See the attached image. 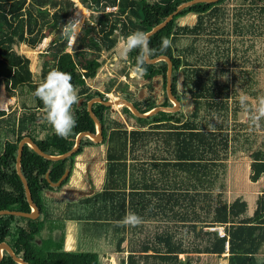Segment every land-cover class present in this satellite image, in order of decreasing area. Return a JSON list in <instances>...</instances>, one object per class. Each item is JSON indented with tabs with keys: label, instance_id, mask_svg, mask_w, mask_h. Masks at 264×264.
<instances>
[{
	"label": "trees",
	"instance_id": "obj_1",
	"mask_svg": "<svg viewBox=\"0 0 264 264\" xmlns=\"http://www.w3.org/2000/svg\"><path fill=\"white\" fill-rule=\"evenodd\" d=\"M84 1L96 12L92 17L95 26L85 25L71 54L66 52L69 39L61 33L72 20L71 0H0V107L5 102L3 85L9 98L22 102L20 115L9 114L0 125L1 133L6 130L8 136L0 153V211L32 212L17 172L19 143L25 137L44 153L61 156L75 147L80 133L96 134L88 104L96 98L109 101L105 95L114 86L102 92L91 85L103 66L99 61L101 53L113 51L121 35L126 37L136 30L151 32L179 7L194 0ZM107 7L117 10L105 12ZM190 14L197 16L194 25L179 23ZM246 22L254 32L264 33V0L197 3L180 11L166 27L150 36V46L155 50L151 59L167 57L173 63V96H177L182 75V86L195 99L196 110L189 119L182 112H158L139 118L123 106L120 110L133 128L129 131L126 123L114 118L113 107L95 103L92 110L103 127L101 144L107 146V181L101 192L76 203L51 202L46 196L59 193L70 181L76 158L100 143L85 137L75 154L59 161L46 159L25 145L22 172L40 216H0V245L7 243L27 264H104L102 255L95 250L68 249L66 224L75 221L80 226L77 238L82 243L91 245L99 237L102 241L96 244H101L103 253L107 243L112 245V251L127 250V264H192L207 254L225 259L227 264H264V194L256 201L252 215L248 214L247 202L241 198L229 202L224 194L230 153L246 148L245 144L251 147L254 141L249 134L222 131L216 119L228 118L224 110H228V97L216 101V91L219 96L225 95L229 81L223 80L227 77L224 71L213 70L215 65L228 64L215 43L224 42L223 37L232 32L237 34ZM50 34L54 38L47 52L40 54L37 70L33 71L20 45L36 49ZM259 36L263 43L264 37ZM162 37L172 40V47L164 52L160 51ZM138 53L133 50L128 55L131 67ZM212 55H218L217 62ZM57 68L71 73L72 83L79 89V103L73 106L77 125L66 139L55 134L46 120L42 101L34 95L48 72ZM146 68L142 85L149 89V95L136 102L128 95L121 96L142 114L157 108L158 98H164L160 105L163 108L171 106L168 63L158 61ZM155 84L160 90L156 97ZM209 108L221 111L220 116L204 115ZM7 115L0 111V117ZM207 117L214 118L212 125L204 121ZM66 171L70 174L63 183L52 186L51 182H59ZM263 176L264 159L253 163L251 178L258 182ZM128 211L142 217V223L135 227L121 225ZM100 219L104 222L96 225ZM220 227L224 228L223 236L217 230ZM58 232L60 237L56 238ZM125 242L126 250L122 247ZM0 264L18 263L4 252Z\"/></svg>",
	"mask_w": 264,
	"mask_h": 264
},
{
	"label": "crops",
	"instance_id": "obj_2",
	"mask_svg": "<svg viewBox=\"0 0 264 264\" xmlns=\"http://www.w3.org/2000/svg\"><path fill=\"white\" fill-rule=\"evenodd\" d=\"M196 22H197V16L194 14H190L188 15L187 21L185 23L189 25H194ZM238 30H239V32L237 33L238 35L233 34L232 32L231 33L232 35L223 37V39L225 40L224 42L222 41H219V43L213 42L215 43L216 47H218L220 52H224L223 56L225 58H228V64L223 63L221 64L222 66L215 65L213 70L216 71V73L218 72L220 73L221 71H224L225 76L227 77L223 78V80L226 81V79H228L229 81V91L228 92H226V90L223 91L225 95L219 96L218 94L219 92L216 91L217 94L216 97H218L216 98L218 99L216 101H223L222 99L228 97L226 100L229 105L228 110L224 109L225 111H228V118L226 120L224 117L221 116V118L217 117L216 119H218L219 125L223 127L222 131L224 129L225 131H228L230 135H232L233 133L249 134L253 138L252 140L254 141V143L251 147L249 144H245L244 146L246 148L242 147L238 149L237 152L235 153L233 152V154L230 153V157L227 161V172L225 178L226 177L228 178L229 186L231 185V187L233 188L232 185H234L236 186V188H233L235 192L233 191L231 192V190L227 192V187H226V191L224 192L225 197L227 199L228 197H232V196L235 197L231 201L229 200V202H233L239 198L247 202L249 206L248 214L252 215L256 208V201L264 194V189H261L259 188L258 185H256V183H259L264 179V176L258 182H253L251 178L253 163L256 161L257 162L263 161L264 159V154L261 156L256 155L257 152L258 153L264 152V119H261L259 121L258 126L250 119V110H254L256 99L260 96H264V59H263L264 42L262 43V37L259 36L262 35L264 37V33H258L257 31L254 32L250 22L244 23L243 26L240 25V28ZM217 38L219 39V37ZM210 39L213 40L214 37H211ZM227 46H229L228 47L229 49H226ZM212 56L214 58L213 59L214 62H217L218 55H212ZM221 67L223 69H221ZM129 76L132 77L131 74ZM179 80H180V84H178L177 86V91H178L177 96L176 97L174 96V98L178 101V106L170 98L171 106L167 108L170 109L176 107V110L173 113L182 112L185 118L189 119L190 116L196 110V101L193 98L192 94L183 88L182 75L179 76L178 82ZM126 86L127 85H125V87L122 89H126ZM141 87L142 88L139 89L138 99H136L135 97L133 98L132 95L127 94L124 91L120 95H118V98L123 99L121 97L122 95H128L132 97V99H134L135 102L140 101L149 95V89L148 88L146 89V86L144 87V85H141ZM154 87H155L154 95L156 97L158 95L157 88L159 89L158 84H155ZM98 89L100 90V88ZM170 92H172V90ZM241 94L247 95L250 98L248 101L247 108L242 107L240 103L239 97L241 96ZM163 100L164 98L161 99L158 98L157 100V105H159L158 107H162L160 105L163 102ZM121 107H123V105H115V107L113 108V111L116 115V117L114 115V118L121 120L123 123H126L128 130L131 131L133 130V128L128 125L127 123L128 120L126 115L123 114L120 110ZM211 109L212 108H209V113H207L208 111L207 110L204 113V115L213 113L215 115L220 116L219 112L221 111L212 112L210 111ZM166 111L167 113H172V112H168L169 110ZM204 121L208 125H212L214 118L207 117L204 118ZM251 121L253 123H251ZM97 147H99V145ZM97 147H89L81 155L77 157L75 168L71 176L72 181L68 183V187H65L62 191H60L61 193L62 192L65 193L62 194V196L66 198L64 199L65 203L79 202L85 198L91 197L101 192L104 189L107 181V173H106L107 161L105 156V158L103 159L104 164L101 162L102 153L100 152L99 149H96ZM89 153L90 155H88ZM237 172L242 176L238 175L234 177V175H236ZM83 176L85 178L80 179ZM77 180L78 181L80 180L79 184H77L78 183ZM91 187L93 188V190H91ZM129 191H130V186H128L127 193ZM69 194L77 195V197L79 198L75 199L77 198L75 197L74 200L73 198L70 197ZM103 222L104 220L101 219L97 220L96 225H99ZM79 227L80 226L75 221L67 222L66 224L67 243H68L67 238H70L72 243H82L80 238L79 239L77 238V236L80 235ZM198 230H200V226L198 227ZM206 230H208V228H206ZM217 230L219 231V233L224 234L223 227L217 228ZM97 238L96 239L98 241H102L99 237ZM125 243H127L126 245L128 246V242ZM72 246L74 247V245ZM72 246H68V248ZM181 256L183 255H180V257ZM204 257L208 258L214 256L208 254L203 255L199 257L200 259H196V261H200Z\"/></svg>",
	"mask_w": 264,
	"mask_h": 264
},
{
	"label": "clouds",
	"instance_id": "obj_3",
	"mask_svg": "<svg viewBox=\"0 0 264 264\" xmlns=\"http://www.w3.org/2000/svg\"><path fill=\"white\" fill-rule=\"evenodd\" d=\"M80 30L81 22L79 20H69L62 28L61 33L74 43ZM150 45V33L141 30L122 37L117 44L121 50L120 56L125 60L133 50H139L133 71L140 77L147 74L146 65L150 63L155 54V50ZM170 47H172V40L169 37H162L160 51L164 52ZM34 95L42 101L46 120L55 134L61 138H68L77 125L73 106L78 104L80 99L79 89L72 83L71 73L58 68L49 71L46 78L36 88ZM249 99L247 95L241 94L239 100L242 107H248ZM250 119L257 126L259 121L264 119V96L256 99L254 110H250ZM119 223L135 227L142 223V217L128 211Z\"/></svg>",
	"mask_w": 264,
	"mask_h": 264
},
{
	"label": "rangeland",
	"instance_id": "obj_4",
	"mask_svg": "<svg viewBox=\"0 0 264 264\" xmlns=\"http://www.w3.org/2000/svg\"><path fill=\"white\" fill-rule=\"evenodd\" d=\"M111 9H113V8H111ZM113 10H114V12H116L117 8L113 9ZM93 16L94 15H92L90 20L87 21V23H90L91 26H95V21L92 19ZM187 18H188V16L179 19V23L180 24L185 23L187 21ZM83 29H81L80 32ZM121 34L122 33H120L119 35H121ZM122 37H123V35L120 36L119 41L121 40ZM53 38H54V35L50 34L43 41L42 44L38 45L37 48L33 49V50L30 49L29 47H27L24 44L20 45L21 53L23 55H25L27 58H30L31 67H32L33 71L37 70L40 54H43V53L47 52V49H48L51 41L53 40ZM120 51L121 50L116 46V48L113 51L102 52L101 53L99 61L103 63V66L100 68L95 80L93 82H91V85H92V87L100 88V90L102 92H105L106 88H109L110 86H112V84H114V86L111 89V94L110 93H106V95H105L106 98L111 100V101L118 100L119 99L118 95H120L123 91L125 93H127V94L132 95L136 99H138L139 89L142 88L141 87V85H142V77L138 76L133 71L134 67H131V65H129L128 58L126 60L121 58ZM125 72H126V74H125ZM130 74L132 75L133 78L129 76ZM178 84H180V80H179ZM125 85H127L126 89H122V88L125 87ZM157 91H158L157 94H159L160 91H159L158 88H157ZM1 92L5 95V102H4L3 107H0V111L4 110V111H6L8 113L7 116L0 117V125H3L4 122H1V121L6 120L8 118V116H9V114L15 113L16 115H20L21 109H22V102L18 98H9L8 95H7V92H6V89H5L4 85L2 86ZM169 99H170V97H169ZM131 100L133 102H135L134 99H131ZM117 113H118V111H117ZM0 137H1V139H0V153H1L4 150L3 147H4V144H5V141L8 140V136L6 134V130L3 131L2 133H1V130H0ZM95 147H97V146H95ZM96 149H99L100 152L102 153V161L101 162L104 164L103 159L106 156L107 146L105 144L104 145L101 144V142H100L99 147H97ZM88 155H90V153ZM76 160H77V158H76ZM238 164H239V162H238ZM238 164H236V165H238ZM232 167H233V165H232ZM238 175L242 176L241 174H239L237 172L236 175H234V177H236ZM84 178L85 177L83 176L80 179H84ZM70 181H72V178L70 179ZM79 181L77 180V182H78L77 184H79ZM225 183H226V187H227V192H229L230 190H231V192L232 191L235 192V190L233 188H236V186L232 185L233 188L231 187V185L229 186L227 177L225 178ZM256 185H258L259 188L264 189V179L262 181H260L259 183H256ZM65 187H68V184ZM91 190H93L92 187H91ZM62 194H65V193L64 192H62V193L61 192L60 193H53V194L48 193V194H46V196L49 197V200L51 202H56V201H63L64 202V199H66V198L64 196H62ZM69 195L73 199L75 197H77V195H74V194H69ZM78 198L79 197H77L75 199H78ZM234 198L235 197H233V196L232 197H228V201L229 200L231 201ZM57 222H58L57 220L54 221L55 224H58ZM59 233L60 232L57 233L56 238L60 237ZM67 241H68V243H66V244L67 245L69 244V246H72V245L75 244V243L71 242L70 238H67ZM94 242L91 243V245H89L88 243H78L77 247H76V244H75L74 247L72 246V247H70V249H72V250L73 249L74 250L79 249V251L80 250H82V251L95 250V251L99 252L102 255V260H103L104 264H127V259H128V256H129L128 252H126V251L125 252H119V251L117 252L115 250L116 248L113 249L115 251H112L111 250V246L112 245L107 243L106 244L107 245L106 246V253L105 252L103 253L101 244H96V243H100V242L99 241L95 242V243ZM126 244L127 243H123L122 247L126 248V246H127ZM108 245H110V246H108ZM180 258L183 259L184 261H186V258H185L184 255L181 256ZM192 264H227V261L224 262L223 260H221L218 257L214 256V257H208V258L204 257L200 261H196L195 260V261H193Z\"/></svg>",
	"mask_w": 264,
	"mask_h": 264
},
{
	"label": "water",
	"instance_id": "obj_5",
	"mask_svg": "<svg viewBox=\"0 0 264 264\" xmlns=\"http://www.w3.org/2000/svg\"><path fill=\"white\" fill-rule=\"evenodd\" d=\"M220 0H194V1H191V2H188L184 5H182L181 7H179L177 9V11L171 15L165 22H163L162 24H160L159 26L155 27L150 33V36H152L153 34H155L156 32H158L159 30L163 29L164 27H166L168 25V23L173 19V17L175 15H177L180 11H182L183 9L187 8V7H190L192 5H195L197 3H201V2H207V3H216V2H219ZM158 61H166L168 63V72H167V78H168V83H167V86H168V94H169V97L174 101V103L178 106V101L174 98L172 92L171 91V84H172V74H173V63L172 61L167 58V57H160V58H157V59H151L150 63L148 64H154V63H157ZM95 103H101L105 106H108V107H115V105H123V106H126L128 107L133 114H135L137 117L139 118H147V117H150L158 112H167L166 110H169L168 112H175L176 110V107L174 108H163V107H157L155 109H153L152 111H150L149 113L147 114H142L140 113L136 107L129 101L127 100H124V99H118L116 101H104L100 98H96L92 101L89 102L88 104V110H89V113H90V116L92 117V119L94 120L95 122V125H96V134H92V133H89V132H83V133H80L79 136L77 137V140H76V145L75 147L68 153L64 154V155H61V156H51V155H48L46 153H44L33 141L31 138L29 137H25L20 143H19V148H18V157H17V172H18V175L21 179V181L23 182L24 184V187H25V191H26V196H27V200L29 202V205L32 209V212L31 213H25V212H19V211H6V210H3V211H0V216L2 215H14V216H21V217H26V218H31V219H37L39 216H40V210L38 208V206L34 203V200H33V197H32V193H31V190H30V187H29V184H28V181L26 179V177L24 176L23 172H22V157H23V151H24V146L25 145H28L29 147H31L37 154H39L40 156L46 158V159H49V160H53V161H59V160H63V159H66L68 157H71L73 154H75L80 146H81V143H82V139L85 138V137H88L90 138L91 140H93L94 142L96 143H100L103 141V127L99 121V119L95 116V114L93 113V110H92V106L95 104ZM70 174V171H66V173L64 174V176L61 178V180L57 183H52L51 180L49 179V176H47V179L49 180V182H51V185L54 186V187H58L60 186L63 181L69 176ZM4 252H7L9 255H11L13 257V259L18 263V264H27L24 260L20 259L19 257H17V255L14 253V251L12 250V248L7 244V243H2L0 245V262L2 261L3 259V256H4Z\"/></svg>",
	"mask_w": 264,
	"mask_h": 264
},
{
	"label": "built area",
	"instance_id": "obj_6",
	"mask_svg": "<svg viewBox=\"0 0 264 264\" xmlns=\"http://www.w3.org/2000/svg\"><path fill=\"white\" fill-rule=\"evenodd\" d=\"M73 2V13H72V20H79L81 22V29H83L85 27V25L87 24V21L90 20L91 16L96 14L95 11H91L84 0H71ZM116 9L115 7H107L105 9V12H112L114 11L113 9ZM93 24V23H92ZM80 35V32H79ZM78 35V37H79ZM78 38L75 40V42H71L68 40V46H67V52L68 53H73L76 44H77ZM215 230V229H214ZM221 234V233H220ZM222 236L224 234H221Z\"/></svg>",
	"mask_w": 264,
	"mask_h": 264
}]
</instances>
